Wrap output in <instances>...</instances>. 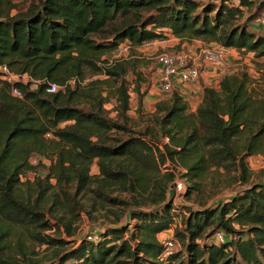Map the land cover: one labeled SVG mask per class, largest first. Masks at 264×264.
Here are the masks:
<instances>
[{
    "label": "trees",
    "instance_id": "trees-1",
    "mask_svg": "<svg viewBox=\"0 0 264 264\" xmlns=\"http://www.w3.org/2000/svg\"><path fill=\"white\" fill-rule=\"evenodd\" d=\"M21 1L0 0V65L31 79L14 83L23 94L16 97L0 76V264H22L25 241L55 244L54 264H264V179L220 202L204 197L186 213L175 203L176 175L166 167L187 169L182 176L190 185L182 197L190 198L221 168L234 167L238 179L249 181L246 158L264 154V77L225 73L219 87L203 88L195 112L174 91L156 103L153 125L135 131L128 114L131 83L124 76L136 71V61L111 64L104 57L125 40L139 46L172 34L264 58V35L252 27L264 0ZM85 68L107 77L88 81L86 90ZM141 81L137 71L139 110ZM48 82L59 89L48 92ZM107 84L114 85L116 118L105 108ZM162 137L170 141L161 148ZM35 155L49 163H33ZM114 190L129 198L107 195ZM85 191L92 206L107 200L129 208L132 228L109 217L96 240L63 237L75 233L74 203ZM177 218L181 249L165 255L159 235ZM219 231L226 241H215Z\"/></svg>",
    "mask_w": 264,
    "mask_h": 264
},
{
    "label": "rangeland",
    "instance_id": "rangeland-1",
    "mask_svg": "<svg viewBox=\"0 0 264 264\" xmlns=\"http://www.w3.org/2000/svg\"><path fill=\"white\" fill-rule=\"evenodd\" d=\"M16 1L19 2V4L23 3L21 0ZM248 15L249 13L246 12L243 21L248 17ZM258 16L259 15H257V17ZM257 17L252 22V27L257 33L264 35V26L259 23ZM210 43L213 42L202 41L200 39L182 40L172 34H168L166 39H157L148 43H143L139 46H134L131 41L125 40L116 50L104 56L111 64H115L117 61H126V65L130 66L134 60L136 61V71L131 69L124 76L127 81L131 83V109L128 114L131 117L129 125L132 127V129L135 131H143L146 126H152L154 121L153 118L156 115V103L160 100L169 99L174 91H178L183 95L184 100L186 103H188L189 110L192 108L195 109L201 103L203 87L205 85L203 82V77L199 78V80L194 85L195 87L193 84H189L190 88L187 90H183L180 86L175 85L173 92L165 93L162 91L160 84L161 64L159 61V55L162 52H171L175 54H194L195 52L197 53L201 47L210 45ZM214 68H217L218 71L221 69L222 73L216 77L215 82L211 83L213 87H219V82L224 75L223 73L227 72L247 71L253 78L261 79L264 77V58H256L251 52L236 50L230 52L227 56V59L221 64H218L217 66H206L203 68V70ZM137 71L142 75L141 92L143 95L141 97V101L143 106L140 110L138 108V96L133 89ZM106 77L107 76L103 74L92 76L87 72V68H85V79L82 82V85L85 86V89L87 90L88 81L95 78ZM105 87L104 94H107L108 96L110 95L109 101L105 104V108L109 117L116 118L118 112L116 109V101L111 95V93L114 92V85L111 86L107 84ZM164 140L165 137H162L159 143L161 148L164 146L163 144H166L164 143ZM42 158L38 155H35L32 157V161L37 163ZM42 160L45 164L49 163V160L46 158H43ZM246 161L250 171L252 172L249 181L242 182L240 179H238L240 172L238 170L236 171L234 167L230 169L221 168L215 172H210L208 177L200 184V190L194 192L190 198L187 196L182 197L181 194L177 195L175 198V203L185 206L184 210L188 209V207L195 209L199 207V202L204 197H206L209 204L220 202L230 198L236 191H241L254 181L264 179V154L259 153L248 156ZM43 170L45 172L43 175L45 176L47 170H45L44 167ZM91 172L95 174L99 172L97 164L92 166ZM34 176L35 172H32L30 174L32 180L34 179ZM179 177L184 183L185 188L186 186L190 185V182L184 179L185 177L183 178L182 174H179ZM22 179L25 180V177H22ZM51 181L53 184L56 183L55 179H52ZM54 189H56V187ZM107 195L110 197L119 196L122 197V199L129 198L127 191L124 192L114 190L109 192ZM90 201H92V197L87 196V191L83 193V196L76 200L74 203L75 211L72 216V226L75 233L73 236L68 237L65 234L63 237L81 241L84 239V237H87L90 234H96L104 230V226L110 225L109 221H107L109 217H111L112 220H115L116 217L119 216L120 220L117 223L118 226L125 224L127 226H131L132 228L134 220H132L130 217L129 208L113 206V204L107 200H99L95 206H92ZM177 229H183L180 218L176 219V230ZM51 235L55 237L54 232H51ZM165 235L166 234H163V236L160 237L164 238ZM25 245L28 253L25 260H23L22 257L19 258V261L22 264H32V262L36 260L40 262L39 264H54L55 260H57L55 257V252L57 249L55 244L51 246H47L45 244L36 245L29 241H25ZM32 249L34 252H32ZM179 249H181V244L175 237V243L172 251L175 252Z\"/></svg>",
    "mask_w": 264,
    "mask_h": 264
},
{
    "label": "built area",
    "instance_id": "built-area-1",
    "mask_svg": "<svg viewBox=\"0 0 264 264\" xmlns=\"http://www.w3.org/2000/svg\"><path fill=\"white\" fill-rule=\"evenodd\" d=\"M258 20L259 23L264 26V11H262ZM230 50L231 47H226L220 43L213 42L210 43V45L201 47L199 51L194 54L162 52L159 55V61L161 64L160 84L162 91L165 93L173 92L176 82L189 85L194 81L199 80L204 67L210 65L217 66L218 64H221L227 59L228 54L231 52ZM219 70L222 73V70ZM0 76L11 84V93L16 97H22L23 94L21 88L14 83H26L31 80L27 73H17L7 64L0 65ZM31 88H36V84H32ZM58 89L59 85L57 83L48 82V92H55ZM48 136H50V134H48ZM169 141V138L165 137L164 143H169ZM166 167L167 170L172 171L176 175L175 181L173 182L175 186L174 188H171L174 192L173 195L176 198L177 195L182 194L185 189V185L181 181L179 174L186 173L187 169L180 164H171L169 162ZM175 227L176 223H174L170 229L163 232L166 235L164 238H161V242L165 247V255H169L172 252V248L175 243ZM98 233L90 234L87 238L96 240L98 238ZM214 239L217 243H221L228 239V235L224 231H219L215 235Z\"/></svg>",
    "mask_w": 264,
    "mask_h": 264
},
{
    "label": "crops",
    "instance_id": "crops-1",
    "mask_svg": "<svg viewBox=\"0 0 264 264\" xmlns=\"http://www.w3.org/2000/svg\"><path fill=\"white\" fill-rule=\"evenodd\" d=\"M201 40V39H200ZM202 41H204V40H202ZM237 49L236 48H231V52H233V51H236ZM221 72L220 71H218V69L217 68H214V69H209V70H203L202 71V73H201V77H203V82H204V87L205 86H212V82H215L216 81V77H218L219 76V74H220ZM198 81V80H197ZM197 81H194L193 83H191V84H193V86L195 85V83L197 82ZM176 85H178V86H180L183 90L184 89H189L190 88V86L189 85H184V84H182V83H180V82H176ZM195 87V86H194ZM203 87V88H204ZM215 87V86H214ZM178 92V91H177ZM180 95H182L180 92H178ZM183 96V95H182ZM199 106V105H198ZM197 106V107H198ZM187 107H188V103H187ZM197 107L195 108V109H191V110H189V107H188V111L189 112H195L196 111V109H197ZM163 234H165V233H161L159 236H163ZM160 237V238H161Z\"/></svg>",
    "mask_w": 264,
    "mask_h": 264
},
{
    "label": "water",
    "instance_id": "water-1",
    "mask_svg": "<svg viewBox=\"0 0 264 264\" xmlns=\"http://www.w3.org/2000/svg\"><path fill=\"white\" fill-rule=\"evenodd\" d=\"M174 186H175V185H174V184H172V185H171V188H174Z\"/></svg>",
    "mask_w": 264,
    "mask_h": 264
}]
</instances>
